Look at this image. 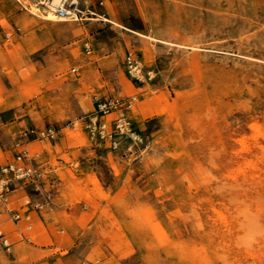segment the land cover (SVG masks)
<instances>
[{
	"label": "rangeland",
	"instance_id": "rangeland-1",
	"mask_svg": "<svg viewBox=\"0 0 264 264\" xmlns=\"http://www.w3.org/2000/svg\"><path fill=\"white\" fill-rule=\"evenodd\" d=\"M103 1L0 0V166L58 130L50 204L0 264H264V0ZM109 95L135 97L116 148L83 126Z\"/></svg>",
	"mask_w": 264,
	"mask_h": 264
},
{
	"label": "built area",
	"instance_id": "built-area-1",
	"mask_svg": "<svg viewBox=\"0 0 264 264\" xmlns=\"http://www.w3.org/2000/svg\"><path fill=\"white\" fill-rule=\"evenodd\" d=\"M51 1L39 0V3L45 8H50ZM76 1L60 0L53 11L58 17L72 18L77 15ZM103 2L100 0V4ZM125 66L127 72L137 80L151 77V71H144L141 61L133 53L127 54ZM134 99L135 97L121 98L114 95L95 96L94 109L83 122L89 136L93 139H107L111 146L116 148L117 138L133 132L129 112ZM112 114L114 117L109 118ZM20 135L22 139L17 142L18 150L14 158L0 166V246L6 253H10L14 247L11 231L18 232L23 238V229L33 228V211L50 204L54 186L48 178L43 158L47 150L42 146L47 143L53 145L58 139V130L53 126L32 127L22 130ZM34 143L37 147L32 146ZM26 185H31L44 200L32 198L28 193L17 198V191ZM10 226L14 229L10 230Z\"/></svg>",
	"mask_w": 264,
	"mask_h": 264
},
{
	"label": "bare ground",
	"instance_id": "bare-ground-1",
	"mask_svg": "<svg viewBox=\"0 0 264 264\" xmlns=\"http://www.w3.org/2000/svg\"><path fill=\"white\" fill-rule=\"evenodd\" d=\"M60 3V0H52L51 3H50V9L52 10H49V18L53 19V20H67L68 18H61V17H55L57 15H54V11L53 9ZM35 6H37V3H34ZM241 166V165H240Z\"/></svg>",
	"mask_w": 264,
	"mask_h": 264
}]
</instances>
